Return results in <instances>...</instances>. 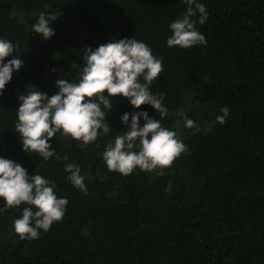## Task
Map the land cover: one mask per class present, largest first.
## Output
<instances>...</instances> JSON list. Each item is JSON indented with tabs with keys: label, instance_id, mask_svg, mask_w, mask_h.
Masks as SVG:
<instances>
[{
	"label": "trees",
	"instance_id": "1",
	"mask_svg": "<svg viewBox=\"0 0 264 264\" xmlns=\"http://www.w3.org/2000/svg\"><path fill=\"white\" fill-rule=\"evenodd\" d=\"M196 2L206 7L203 25L199 13L192 19L207 43L182 49L166 41L169 24L187 10L184 0H0V38L17 45L13 56L24 62L0 95V157L53 181L58 198L69 201L50 230L21 240L12 223L27 205L4 211L0 199V264H264V0ZM57 9L55 35L45 40L32 26ZM133 36L163 58L151 91L165 93L167 116L109 97L106 136L84 145L58 132L49 143L60 160L26 153L14 124L19 94L32 85L56 94L60 75L70 83L80 75L85 48ZM222 107L229 109L224 124L216 120ZM139 111L189 149L163 176L138 168L123 176L102 159L125 131L123 114ZM185 117L196 126L185 127ZM64 155L79 165L87 195L67 179Z\"/></svg>",
	"mask_w": 264,
	"mask_h": 264
},
{
	"label": "clouds",
	"instance_id": "2",
	"mask_svg": "<svg viewBox=\"0 0 264 264\" xmlns=\"http://www.w3.org/2000/svg\"><path fill=\"white\" fill-rule=\"evenodd\" d=\"M184 2L188 5L184 15L169 24L172 34L166 41L168 47L187 49L207 43L205 36L197 30V20L192 19L199 13L198 23L203 25L206 22L205 5L196 0ZM61 15L59 9L50 14L41 12L32 26L33 31L45 40L51 38L55 31L50 24ZM16 48L17 45L11 41L0 38V95L11 81L13 72L23 66L20 56L17 53L13 56ZM9 56L12 59L4 63ZM82 59L84 66L80 75L71 83L57 80L59 91L56 94L48 96L33 85L26 94H19L14 124L26 153L36 154L44 161L53 157L60 160L61 156L49 143L58 132L84 145L94 143L101 135L106 136L112 131L105 120L106 111L112 107L109 97H125L136 109L144 104L151 105L159 112L161 120L167 116L168 109L163 103L165 93L153 94L151 91L152 82L164 71L163 58L154 56L145 42L134 36L111 39L95 49L85 48ZM220 112L222 115H218L216 120L224 124L229 109L222 107ZM161 120L150 118L146 111L124 113L121 122L125 131L110 140L102 153L108 170L128 176L138 168L163 176V169L170 168L181 154L188 153L189 149L178 133L164 127ZM184 126L193 128L195 121L185 117ZM62 159L67 179L87 195L85 177L81 175L79 165L69 162L67 155ZM55 188L53 181L37 173L29 175L19 163L0 157L3 210L27 205L22 215L12 223L21 240H35L39 238L40 230L47 232L54 222L63 219L69 201L66 197L58 198Z\"/></svg>",
	"mask_w": 264,
	"mask_h": 264
},
{
	"label": "rangeland",
	"instance_id": "3",
	"mask_svg": "<svg viewBox=\"0 0 264 264\" xmlns=\"http://www.w3.org/2000/svg\"><path fill=\"white\" fill-rule=\"evenodd\" d=\"M74 23H75V22H73V24H74ZM59 79H64V80H65V78H64L62 75H60ZM57 88H58V87H57ZM58 91H59V89H58ZM188 110H189V104H188V102H187V103H185V106L182 107V108L179 110L178 114H180V115H184L185 113H187Z\"/></svg>",
	"mask_w": 264,
	"mask_h": 264
}]
</instances>
